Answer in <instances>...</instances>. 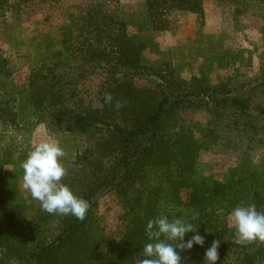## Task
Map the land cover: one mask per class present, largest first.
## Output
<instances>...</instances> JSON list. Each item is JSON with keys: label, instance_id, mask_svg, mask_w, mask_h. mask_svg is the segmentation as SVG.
I'll return each instance as SVG.
<instances>
[{"label": "rangeland", "instance_id": "374dc122", "mask_svg": "<svg viewBox=\"0 0 264 264\" xmlns=\"http://www.w3.org/2000/svg\"><path fill=\"white\" fill-rule=\"evenodd\" d=\"M164 20L162 28L152 24L145 0H48L0 18V173L9 201L32 224L33 242L51 238L65 219L42 211L22 187L21 163L33 145L59 142L68 169L63 183L80 190L84 180L94 182L100 153L108 152L98 142L129 129L134 102L142 106L149 94L183 100L160 118L162 138L155 139L175 143L168 153L177 159L185 147L195 178L225 185L245 181L240 199L219 206L212 219L226 233L216 239L220 245L234 235L227 222L231 210L258 206L264 176V0H201L200 11L172 9ZM126 54L135 55L137 68ZM105 93H111V104H105ZM117 101L127 103L117 110ZM60 110L66 114L58 115ZM75 114H92L98 122L83 130L71 120ZM114 160L103 159L106 170ZM161 174L169 181L167 172ZM153 175L148 168L132 188L122 192L115 180L92 197L88 224L101 250L124 237L141 185ZM119 187L126 188L125 182ZM171 188L181 202L187 199V189ZM239 250L228 249L216 264H240L234 260ZM8 253L9 246L0 247V264H8Z\"/></svg>", "mask_w": 264, "mask_h": 264}, {"label": "trees", "instance_id": "16d2710c", "mask_svg": "<svg viewBox=\"0 0 264 264\" xmlns=\"http://www.w3.org/2000/svg\"><path fill=\"white\" fill-rule=\"evenodd\" d=\"M34 2L46 3L48 0H0V18L8 13H18ZM145 5L152 24L156 28H162L165 26L164 16L167 12L172 9L198 12L201 0H145ZM79 36L80 34L70 37L69 41ZM124 56L132 68L139 66L134 54ZM33 84L32 82L31 86ZM154 99L155 96L149 94L146 102L142 101V106L138 105L141 104L139 101L134 102L137 110L131 111L135 121L129 129L116 130L106 140L98 142V149L108 152L100 153L102 159L96 167L94 182L86 179L81 182L80 190H73L76 195L91 203L92 197L110 182L117 180L116 188L123 192L127 186L132 188L136 182H140L148 168L152 169V179H148L144 186L140 183L136 206L132 207L127 216L128 226L124 237L116 242L109 241L106 248L101 250L90 232L89 208L83 221L67 215L55 235L33 242L32 224L24 216L22 207L9 201L0 173V247L9 246L8 264H135L144 258L143 246L149 242L145 233L146 224L158 215H165L169 220L184 218L197 227V232L186 233L184 242L199 234L205 237L204 245L194 244L190 250H184L180 255L182 261L204 264V254L211 246L210 242L226 234L223 229L218 230L212 225V219L217 218L218 208L233 206L240 199L245 181L225 185L211 179L195 178L185 147L180 146L182 157L177 159L173 153H168L175 143H170L167 138L161 141L155 139L162 138L157 136V131L161 128L160 118L170 115V110L178 107L183 100L172 93H165L164 97ZM146 103L147 106L144 105ZM57 114L63 116L66 112L60 110ZM70 118L83 130L98 122L92 114H75ZM111 157L115 160L108 166L109 170H106L103 159ZM164 172L170 175L169 181L162 179L161 173ZM259 181L262 196L257 210L264 211V176ZM123 182L126 188L119 187ZM171 185L187 189V199L181 202ZM195 213L199 215L193 220ZM233 236L220 245L219 257L225 255L230 248H238L240 250L236 258H233L240 264H257L258 260L264 264V246L237 245L233 242Z\"/></svg>", "mask_w": 264, "mask_h": 264}, {"label": "clouds", "instance_id": "9594fccd", "mask_svg": "<svg viewBox=\"0 0 264 264\" xmlns=\"http://www.w3.org/2000/svg\"><path fill=\"white\" fill-rule=\"evenodd\" d=\"M105 102L111 104V93H105ZM126 101H117V110L126 105ZM65 150L59 142L51 139L35 143L27 158L21 163L23 169L22 187L31 198L40 203L41 210L49 214L72 215L79 221L86 218L90 208L89 201L76 195L63 183L68 169L63 163ZM198 213L192 216L195 220ZM228 226L234 229L233 242L247 246H264V211H258L254 203L236 206L227 216ZM208 231V230H207ZM197 232V227L184 218H169L165 215L148 220L145 228L148 243L143 246V259L135 264H181L180 253L190 250L193 245L203 246L205 237L193 235L184 242L186 233ZM219 240H213L204 254V264H216L219 260ZM257 264H262L258 260Z\"/></svg>", "mask_w": 264, "mask_h": 264}]
</instances>
